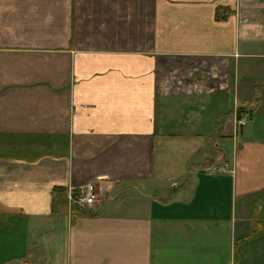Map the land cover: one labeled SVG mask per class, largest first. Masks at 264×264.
I'll use <instances>...</instances> for the list:
<instances>
[{
    "label": "crops",
    "instance_id": "obj_1",
    "mask_svg": "<svg viewBox=\"0 0 264 264\" xmlns=\"http://www.w3.org/2000/svg\"><path fill=\"white\" fill-rule=\"evenodd\" d=\"M0 264H264V0H0Z\"/></svg>",
    "mask_w": 264,
    "mask_h": 264
},
{
    "label": "built area",
    "instance_id": "obj_2",
    "mask_svg": "<svg viewBox=\"0 0 264 264\" xmlns=\"http://www.w3.org/2000/svg\"><path fill=\"white\" fill-rule=\"evenodd\" d=\"M249 121L248 115H242L237 117V125L243 126ZM213 174L221 175L229 172L227 165H218L212 170ZM73 205L81 210L84 211L91 207L97 205V197L95 195L93 187H87L86 191L82 192L80 195L76 196L72 200Z\"/></svg>",
    "mask_w": 264,
    "mask_h": 264
},
{
    "label": "trees",
    "instance_id": "obj_3",
    "mask_svg": "<svg viewBox=\"0 0 264 264\" xmlns=\"http://www.w3.org/2000/svg\"><path fill=\"white\" fill-rule=\"evenodd\" d=\"M208 168H210V166Z\"/></svg>",
    "mask_w": 264,
    "mask_h": 264
}]
</instances>
